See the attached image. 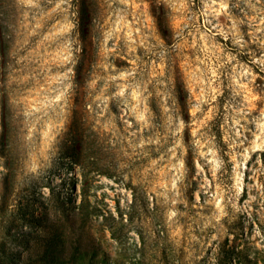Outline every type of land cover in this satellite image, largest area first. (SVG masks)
Returning <instances> with one entry per match:
<instances>
[{"label":"rangeland","instance_id":"obj_1","mask_svg":"<svg viewBox=\"0 0 264 264\" xmlns=\"http://www.w3.org/2000/svg\"><path fill=\"white\" fill-rule=\"evenodd\" d=\"M264 264V0H0V264Z\"/></svg>","mask_w":264,"mask_h":264},{"label":"trees","instance_id":"obj_2","mask_svg":"<svg viewBox=\"0 0 264 264\" xmlns=\"http://www.w3.org/2000/svg\"><path fill=\"white\" fill-rule=\"evenodd\" d=\"M102 264H110L109 261L106 259L102 262Z\"/></svg>","mask_w":264,"mask_h":264}]
</instances>
